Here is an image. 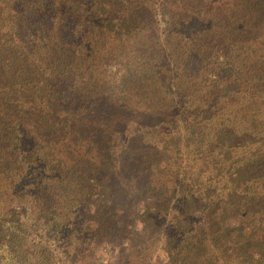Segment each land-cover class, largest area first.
Segmentation results:
<instances>
[{
  "label": "trees",
  "instance_id": "16d2710c",
  "mask_svg": "<svg viewBox=\"0 0 264 264\" xmlns=\"http://www.w3.org/2000/svg\"><path fill=\"white\" fill-rule=\"evenodd\" d=\"M103 244L264 264V0H0V264Z\"/></svg>",
  "mask_w": 264,
  "mask_h": 264
},
{
  "label": "rangeland",
  "instance_id": "374dc122",
  "mask_svg": "<svg viewBox=\"0 0 264 264\" xmlns=\"http://www.w3.org/2000/svg\"><path fill=\"white\" fill-rule=\"evenodd\" d=\"M238 218L233 216L230 218V224H235L237 222ZM99 250H102V254H100L99 260L101 264H111V259H109L111 256L112 258L114 256H116L117 254V249H115L113 246L111 245H101V247L99 248ZM158 259L162 260L164 262V264H167V261H165V257H164V253L163 251L161 252H157L156 253Z\"/></svg>",
  "mask_w": 264,
  "mask_h": 264
}]
</instances>
